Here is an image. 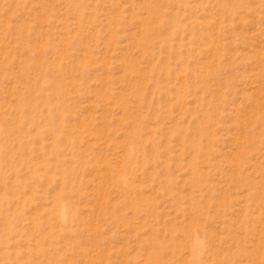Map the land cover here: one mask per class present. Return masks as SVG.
Returning a JSON list of instances; mask_svg holds the SVG:
<instances>
[{"label":"rangeland","instance_id":"374dc122","mask_svg":"<svg viewBox=\"0 0 264 264\" xmlns=\"http://www.w3.org/2000/svg\"><path fill=\"white\" fill-rule=\"evenodd\" d=\"M194 260L264 264V0H0V264Z\"/></svg>","mask_w":264,"mask_h":264},{"label":"bare ground","instance_id":"6f19581e","mask_svg":"<svg viewBox=\"0 0 264 264\" xmlns=\"http://www.w3.org/2000/svg\"><path fill=\"white\" fill-rule=\"evenodd\" d=\"M59 214H60V218H61L62 221L66 220L65 219L66 218V214H64L63 211L61 213H59ZM200 248H201V245L198 243V241H196L194 243V251H197L198 252V251H200ZM192 264H196V261L194 260V262H192Z\"/></svg>","mask_w":264,"mask_h":264}]
</instances>
